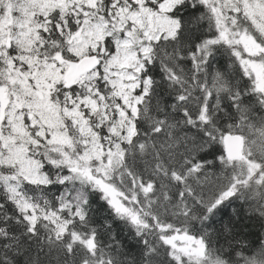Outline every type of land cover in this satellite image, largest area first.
<instances>
[{
    "label": "snow or ice",
    "instance_id": "1",
    "mask_svg": "<svg viewBox=\"0 0 264 264\" xmlns=\"http://www.w3.org/2000/svg\"><path fill=\"white\" fill-rule=\"evenodd\" d=\"M0 264H264V0H0Z\"/></svg>",
    "mask_w": 264,
    "mask_h": 264
}]
</instances>
